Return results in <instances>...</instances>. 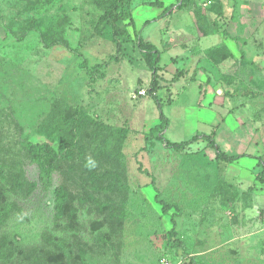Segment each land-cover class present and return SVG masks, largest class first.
I'll list each match as a JSON object with an SVG mask.
<instances>
[{"label":"rangeland","instance_id":"1","mask_svg":"<svg viewBox=\"0 0 264 264\" xmlns=\"http://www.w3.org/2000/svg\"><path fill=\"white\" fill-rule=\"evenodd\" d=\"M181 3L0 0V264H264V0ZM193 29L222 41L187 62L174 49ZM217 51L222 71L191 64ZM154 56L157 94L172 99L162 134L138 95ZM66 106L125 129L122 157L90 168V144L64 154L53 122ZM204 136L237 159L216 160Z\"/></svg>","mask_w":264,"mask_h":264},{"label":"trees","instance_id":"2","mask_svg":"<svg viewBox=\"0 0 264 264\" xmlns=\"http://www.w3.org/2000/svg\"><path fill=\"white\" fill-rule=\"evenodd\" d=\"M191 3H193V0H182V3L179 5V9L181 10L187 4L189 5ZM149 5L160 6L161 4L159 2H154L149 3ZM120 17H123V14L117 12V7H112L107 16V23L110 25L114 33L120 32V28L117 24V21ZM150 55L151 54L149 52L148 56ZM158 61V56H154L150 61L152 78L150 80L149 87L146 90V93L152 97L159 109L160 121L154 127L150 128V133L152 134L157 132L162 134L164 129L167 127L169 120L162 112V104L171 103L172 101L170 93L167 94L165 100H162V98L157 94V90L160 88L156 73L158 69ZM181 72L182 71L180 70L176 71L172 77V81L178 79L179 76H181ZM63 111L64 112L60 110L62 113L58 116H55L53 123L55 132H58L59 145L61 147L60 149L63 152L65 151L64 154L68 156L69 154L74 153L75 150L80 152L83 150L84 145L87 143L90 144L92 147V158L89 159V162H85V165L89 166L90 168L97 165L98 158L104 153V151L108 152V155H110L109 158L120 159L122 157L121 147L127 134L125 129L101 123L97 119H94L85 113L82 106H76L72 109L66 106L64 107ZM197 139V136H193L192 138L181 142L171 143L165 141V145L168 148L178 149L179 147L193 143ZM204 139H206L211 147L215 149L216 160L230 163L237 159V156L229 155L225 151H222L220 147L214 142V140L210 138V136H204ZM40 149L37 148L32 150V154L40 166L42 177L48 179V176L44 174V172L48 175L50 173L49 166L47 165L48 159L46 156V151L44 150L42 152ZM114 179L117 180V177L115 176ZM256 179L260 183L264 184V167H262V169L257 172ZM172 230L174 231L175 228L173 227Z\"/></svg>","mask_w":264,"mask_h":264},{"label":"crops","instance_id":"3","mask_svg":"<svg viewBox=\"0 0 264 264\" xmlns=\"http://www.w3.org/2000/svg\"><path fill=\"white\" fill-rule=\"evenodd\" d=\"M208 13V12H207ZM209 14V13H208ZM210 19V18H209ZM194 30V33L191 31H189V34H190V44L187 49L185 50H177V49H174L175 50V53L174 55L175 56H179L181 58H185V61L189 62L190 60H188V58H193L195 56V53H193V51L190 50V48H193L192 46L194 47H200L201 50L203 51L202 54H205V51L208 49V48H212V47H215L214 45H216L218 42H221L222 41V37H219V35L214 32L212 29H209V32L208 34H205L201 37H199L197 34H196V31L195 29ZM207 37H210L209 39H212V41H207L206 38ZM207 41V42H206ZM223 44V43H222ZM233 45H234V48H236V44L231 41V44L230 43H226V46L227 48H229L230 50H232L233 48ZM223 54L219 51L216 52V56H215V60L211 59V58H208V56H204V59L200 62V60H196L194 63L190 62L194 68L196 67H202V68H205L204 66L205 65H212L215 67V71H218L220 68L223 67V64H224V60H223ZM198 62H200V66L199 65H196V63L198 64ZM204 62V63H203ZM203 65V66H202ZM204 71V70H203ZM220 71H222V69H220ZM219 71V72H220ZM133 94V93H132ZM133 97V96H132Z\"/></svg>","mask_w":264,"mask_h":264},{"label":"built area","instance_id":"4","mask_svg":"<svg viewBox=\"0 0 264 264\" xmlns=\"http://www.w3.org/2000/svg\"><path fill=\"white\" fill-rule=\"evenodd\" d=\"M138 95H146V90L142 89L140 91H138ZM133 96H135V94H133Z\"/></svg>","mask_w":264,"mask_h":264}]
</instances>
